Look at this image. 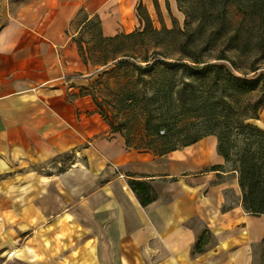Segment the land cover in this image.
Here are the masks:
<instances>
[{"label": "crops", "instance_id": "1", "mask_svg": "<svg viewBox=\"0 0 264 264\" xmlns=\"http://www.w3.org/2000/svg\"><path fill=\"white\" fill-rule=\"evenodd\" d=\"M140 2L0 0V264H264V214L243 207L216 135L128 146L81 91L78 12L113 36L139 27ZM129 179L155 199L141 205Z\"/></svg>", "mask_w": 264, "mask_h": 264}, {"label": "rangeland", "instance_id": "2", "mask_svg": "<svg viewBox=\"0 0 264 264\" xmlns=\"http://www.w3.org/2000/svg\"><path fill=\"white\" fill-rule=\"evenodd\" d=\"M184 2L181 8L178 0H148L149 8L144 7L154 28L179 26L182 29L186 22L183 6L191 7L189 12L193 16L201 0ZM214 16L223 18V25L218 29L212 27L218 19L211 26L205 21L199 27L197 21L192 22L191 28L199 39L196 49L203 52V60L214 61L218 50L225 49L229 56L225 62L235 74H252L255 67L264 69V28L253 27L254 19L233 7L225 13L216 9ZM83 17L81 13L73 21L70 34L75 41H83L86 58L100 60L101 43L95 21L91 19L88 30L89 22L81 23ZM142 27L140 22L137 29ZM113 57L111 44L106 43L103 59L107 63L94 66L87 60L89 71L81 89L91 96L110 132L120 136L128 146L142 149L149 146L164 151L180 147L192 136L210 132L227 135L229 126L232 129L229 140L234 146L230 148V161L225 169L235 171L238 179L235 159L250 161L251 154L241 149L254 137L237 134L234 127L241 121L251 124L246 130L252 134L257 132L254 119L264 104V74L255 80L243 81L216 74L209 68L190 71L179 65L158 63L144 68L146 62L141 63V68H135L128 57H121L120 61L111 60ZM255 135L251 150H255L257 142L264 143V134ZM69 156H59L57 161L65 162Z\"/></svg>", "mask_w": 264, "mask_h": 264}, {"label": "trees", "instance_id": "3", "mask_svg": "<svg viewBox=\"0 0 264 264\" xmlns=\"http://www.w3.org/2000/svg\"><path fill=\"white\" fill-rule=\"evenodd\" d=\"M178 1L181 3V8L182 4L184 5L186 3L184 0ZM229 7H233L235 10L250 15L249 17L254 19L252 22L253 27L258 29L264 28V0H201L196 10L197 12L193 16L189 12L191 7L186 8L183 6V12L186 15V22L185 27L182 29L179 26L172 28L162 27L161 29L154 28L144 5L140 2L136 6V12L139 21L142 22V29H135L129 33L121 32L113 36H104L102 34L100 19L97 15L89 17L84 10H80L76 18L83 13L84 17L81 20V23L85 24L89 22V24H87L88 30L90 29V24H92L91 19L95 21L96 34L99 43H101V53L99 54L100 56H98L100 60L91 61L84 56L82 47L83 41H76L78 51L85 63L89 60L94 66H97L107 63V61L103 59V55L105 44L110 43L111 51L114 53V57L111 60L118 58L116 61H120L122 59L121 57H128V59L132 60L131 64L135 68H141L142 62H146L144 68H149L156 63L161 65H179L190 71L209 68L216 74L221 73L226 77H232L233 79L252 81L263 75L264 69H258V67H255L252 69L254 73L240 76L232 72L225 62L229 57L227 54L228 50H218L216 57L214 58L215 60L207 61L203 60V52H201V49H196L198 47L199 39L195 36L194 31L191 28L192 22L197 21L198 27L202 24V21H205L211 26L213 20L218 19L219 21L212 24V27L218 29L223 25V18L219 19L215 17L214 11L219 9L225 13ZM205 49L206 48H204V51H207ZM262 106H264V104ZM250 125L251 124L249 123L239 121L234 128L237 134L247 135L248 137L250 136V138H256L255 136L257 135L255 134H264V130L259 127H257V132L252 134L246 130ZM227 130V135H216L210 132L200 136H192L181 146L192 143L202 136L214 134L217 137V151L224 157L226 162L230 161L229 151L234 144L229 140V135L232 132V129L227 126ZM254 138L253 140L250 139L248 142H245V146L241 149L242 152L251 154L250 161L246 162L241 157L235 159L238 162V183L241 189V201L243 207L251 213L264 214V143L257 142L255 150H251V146L256 142V139ZM144 148L150 149L157 154H163L178 147H171L164 151L149 146H145ZM128 183L138 197L141 205H147L155 199L156 194L147 181L129 179ZM200 241L201 239L199 237L194 245L195 250L201 249Z\"/></svg>", "mask_w": 264, "mask_h": 264}]
</instances>
